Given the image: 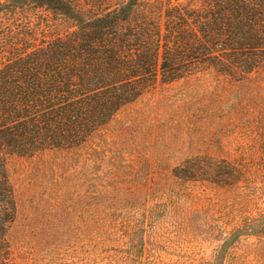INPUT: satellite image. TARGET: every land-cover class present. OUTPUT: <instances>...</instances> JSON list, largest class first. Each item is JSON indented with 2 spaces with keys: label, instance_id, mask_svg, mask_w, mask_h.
<instances>
[{
  "label": "rangeland",
  "instance_id": "1",
  "mask_svg": "<svg viewBox=\"0 0 264 264\" xmlns=\"http://www.w3.org/2000/svg\"><path fill=\"white\" fill-rule=\"evenodd\" d=\"M190 157L239 178L174 177ZM263 157L264 75L159 83L82 147L8 160L16 262L264 264Z\"/></svg>",
  "mask_w": 264,
  "mask_h": 264
},
{
  "label": "trees",
  "instance_id": "2",
  "mask_svg": "<svg viewBox=\"0 0 264 264\" xmlns=\"http://www.w3.org/2000/svg\"><path fill=\"white\" fill-rule=\"evenodd\" d=\"M208 72L264 75V0H0V264H17L10 158L80 148L157 84ZM210 160L172 173L238 180Z\"/></svg>",
  "mask_w": 264,
  "mask_h": 264
}]
</instances>
